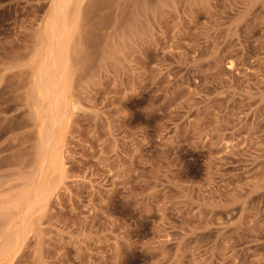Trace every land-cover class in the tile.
<instances>
[{
    "label": "rangeland",
    "instance_id": "374dc122",
    "mask_svg": "<svg viewBox=\"0 0 264 264\" xmlns=\"http://www.w3.org/2000/svg\"><path fill=\"white\" fill-rule=\"evenodd\" d=\"M57 1L0 0V264H264V0Z\"/></svg>",
    "mask_w": 264,
    "mask_h": 264
},
{
    "label": "bare ground",
    "instance_id": "6f19581e",
    "mask_svg": "<svg viewBox=\"0 0 264 264\" xmlns=\"http://www.w3.org/2000/svg\"><path fill=\"white\" fill-rule=\"evenodd\" d=\"M70 1L58 0L55 3L50 27L55 28L57 26L59 22L57 17L65 12ZM53 32V38L56 40L54 44L59 46L62 42V35L55 29ZM55 51V47H50L48 52H46V60L41 61L35 90L40 100L39 105L45 106L46 109L37 112L36 119L39 123L40 149L49 150V165H53L59 160V165L62 167L63 160L61 155L55 154L58 138H55L54 128L60 124L64 117V101L68 90L69 70L67 62L61 59Z\"/></svg>",
    "mask_w": 264,
    "mask_h": 264
}]
</instances>
